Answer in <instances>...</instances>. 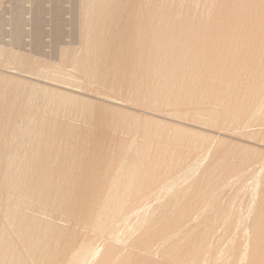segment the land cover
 <instances>
[{"label":"bare ground","instance_id":"obj_1","mask_svg":"<svg viewBox=\"0 0 264 264\" xmlns=\"http://www.w3.org/2000/svg\"><path fill=\"white\" fill-rule=\"evenodd\" d=\"M255 1L257 0H252L253 3ZM79 2L81 46L71 55L74 56L68 64L76 73L75 78L47 77L51 80L46 82L61 90L85 94L86 97L71 96L53 88H44V93L39 95L41 87L38 84L35 91L30 92L32 105L30 102L25 108L23 104L27 102L21 99L23 106L6 110L8 115H5L4 124L7 131L3 133L6 134V140L2 141L4 145L0 143L3 145L0 153V168L2 167L3 172L0 197L11 205L9 210L5 209L6 217L7 220L12 218L9 224L16 227L18 233L16 239L11 237L10 240L2 241L1 246L9 253L10 249L15 250V256L17 243H27L31 248L33 240L29 231L42 229L47 245L40 243L37 248L40 250L37 255L38 264H43L47 257L48 251L45 249H49V264H85L93 258H100V264H110L107 258H110L114 249L110 247L103 252L101 244L92 245L93 242L85 238L86 231L95 232L101 237L104 236L102 232L120 230L132 233L133 227H142L133 239L136 244L142 242L147 246L144 240L150 235L152 226L163 223L169 227L157 237V250L140 251L136 255L139 261L163 264L168 254L178 261L200 255L205 257L201 243L206 244L207 252L214 254L217 248L209 239L216 241L214 226L226 221L228 228L237 225L241 229L240 233H244L242 236H238V233L228 235L227 228L221 235V238L237 242L233 246L234 255L239 254L243 259H257L260 264H264V195L258 208L246 206L250 216L253 212L248 220L241 219V214L244 215L246 210H237L235 214L228 210L226 213L223 207L225 200L221 197L224 195L219 194L213 199L211 207L203 208L197 202L198 199L189 196L188 189L183 186L177 187L168 196L153 198L147 201V205L140 207L141 202H146L145 190L149 187V173L138 168L137 160L131 156L130 151L133 146L141 144L138 140V135H141L143 143L147 140L157 142L160 160L166 156L168 141L160 135L162 130L141 128L138 121L119 118L112 113L110 107L108 110L95 100H104L112 105L130 102L122 96L99 91L98 86L102 85L111 89H131L142 107L163 109L169 114L214 127L224 128L225 120L226 128L239 121L255 122L258 117L263 120L264 109H256L263 95V82L260 83L261 75L258 74L261 62L252 59L250 63H239L238 66V57H254L264 53V33L259 34L261 37L250 35L252 40L248 42L252 45L255 41L256 44L258 37L259 44L249 49L235 47L225 57L219 58L218 51L209 52L208 57H205L202 50H193L197 46L191 47L193 54L189 53L188 48L185 49L183 38L186 37L183 31H180L179 25L178 28L172 25L170 20L173 23L180 19L187 28H195V31L197 28V32H201V29L205 32L211 26L198 21V26L195 27L191 11L175 4L179 0ZM209 2L210 7L213 4L215 6L214 0ZM238 2L244 3V0ZM261 19L262 21L259 17L253 18L249 25L262 27L264 18ZM221 31L226 33V29ZM227 33L228 37L233 36L232 31ZM144 34L150 35L149 41L143 38ZM237 36L241 37L240 33ZM217 40L224 41L225 37ZM195 41L197 40L193 43ZM164 43L175 46L168 52L162 47ZM176 65H185V69L180 68L183 72L179 69L181 73L172 77L170 74L176 69ZM221 70L225 75L213 78L215 72ZM242 73L247 74L248 78L244 79ZM206 75L213 81L200 86V81L203 84L201 79H205ZM11 97L9 96L12 101ZM13 97L15 101V95ZM36 97H40V100L43 98V105L49 108L48 114L42 115L40 125L34 123L33 103L38 101ZM204 100L209 104L208 108L205 107V113L203 108L197 110ZM18 102H14L15 107ZM38 107L41 108L39 103ZM72 115L74 119L75 115L76 118L81 117L86 121L80 119L85 125L79 124L80 121L76 123L79 125L74 124V119L69 121ZM238 117L243 119L239 120ZM91 124L94 126L91 127ZM202 141H195V146H207V140ZM204 152L205 150L198 156H202ZM235 164H226L222 168L237 172ZM193 168L186 167L183 171H192ZM188 198L196 201V204L190 206L189 210L185 208L176 211L181 204L189 201ZM137 202L138 206L134 204ZM231 208L229 206L230 211ZM124 212H130L135 220L131 221L127 214L122 215ZM118 217H121L118 225L112 226ZM181 218L183 219L180 221ZM170 233L173 236L166 237ZM106 237L101 242L107 243L111 236ZM18 257L20 259L19 255ZM229 261L235 263L234 260ZM12 264L21 263L14 261Z\"/></svg>","mask_w":264,"mask_h":264},{"label":"rangeland","instance_id":"obj_2","mask_svg":"<svg viewBox=\"0 0 264 264\" xmlns=\"http://www.w3.org/2000/svg\"><path fill=\"white\" fill-rule=\"evenodd\" d=\"M151 1L157 2L158 0ZM214 1L216 3L215 6L213 4V7H210L209 0H179V2L175 3L182 5L184 9L191 11L195 19V27L198 26V21H201V23H207L211 26V29L205 32H202V29L201 32H197V28L196 31L194 27V29L187 28V25L184 24L185 22H182L180 19L173 23L172 20H170L172 25H176L177 28L179 25V28L183 29H180V31H183L182 33L186 37V39L183 38V40L185 49L188 48L187 50L189 53L193 54V50H196L197 52L199 49L198 52H201L202 50L201 53L205 55V57H208L211 52L215 53V51H218V57L221 58L225 57L229 52L232 53V50L235 49V47L244 50L246 48L249 49L253 45L256 46L259 44L258 37L260 36V33H264V29L262 28L264 25L260 27L258 25L249 24L250 20L253 18L259 17L261 21V17L264 18V0H257L254 3L252 0H244V3H239L238 0ZM142 3H144V1ZM166 3L170 4L169 2ZM168 16L171 17L170 14H168ZM221 29H226V33L221 31ZM229 31L233 32V36H227V32ZM134 32L137 33L136 30ZM185 32L187 34H185ZM238 33H240L241 37L237 36ZM189 34L192 35V37H190ZM253 34L259 36L256 37L258 39L256 40V44H254L255 41H253L251 45L248 41L252 40L250 35ZM224 37V41L220 40V42H218L217 39ZM143 38L146 41H149L150 35L144 34ZM194 40H197L195 41L196 43L198 41L203 43L204 46L199 42L197 43L199 45L193 43ZM80 41L79 0H0V83L2 82V85H0V110H2L0 111V123H3L0 125L2 126L0 127V138H3L0 139V143L3 144L4 142L2 141L6 140V134H3L7 131L4 124L5 115H8V111L6 112V110L15 109L17 106L20 107L25 101L27 102H25L26 104H23L25 105V108L26 105H32V97L29 96L35 91L36 85L39 84L41 87L39 95L42 94V89L53 88L71 96L80 98H82V96L86 97L85 94L68 89L61 90L47 83L51 80L47 79V77L56 79L75 78L76 73L72 71V68L68 64L74 56L71 55L74 54V51L80 48ZM187 41H189V43ZM207 41L208 44L206 43ZM212 41L214 42L210 44ZM166 44H162L163 49H167L168 52H171L170 50L172 47L174 48L175 45H169L170 43ZM188 45L189 47H187ZM193 46L197 47L193 48ZM198 46H200V48ZM203 49H206V51ZM242 56L238 57V66H240L239 63L248 64L252 59L261 62L259 64L260 67L258 69V74L261 75L260 83L263 82V95L262 100L256 105V109H264V53L255 55L254 57L246 56L243 58ZM178 66L179 65H176V69L170 74L172 77H177V74H180L183 72L182 69H185V65ZM224 73L225 72L222 70L216 71L213 78L216 76L222 77L225 75ZM242 74L244 79L248 78L247 74ZM3 76H6V78H3ZM206 76L204 77L205 79H201L203 84L200 81V86L205 85L206 83L209 84V82L211 83L213 81L209 76ZM189 80H191V78ZM205 80L207 82H205ZM7 89L11 92L9 93ZM98 90L104 93L122 96L125 99L130 100V102L128 104L112 105V103L94 98L98 101H95L97 104L104 106L108 110L110 107L112 113L119 118L123 117L126 120L138 121L141 128L162 130V134L160 135H162L163 139L168 141L169 145L166 151V156L160 160H158L160 148H158L157 142L155 140H147L143 143V136L141 135H138V140L141 144L133 146L130 151L131 156L137 160L136 164L138 165V168L149 173V187L145 190V197H147L146 202H141L140 207L147 205V201L153 198L168 196L173 193L177 187L183 186L188 189L189 196H195L196 199H198L197 202L203 208L211 207L213 199L220 194V196L224 195L221 197H223L222 200H225V206L223 207L225 208L226 213H228V210L229 213L233 212V214H235L237 210H246L243 212L245 213L244 215L241 214L242 220H248L253 216V212L251 213V216L248 214V206L251 208L254 207L255 209L258 208L257 206L262 202L261 197L264 195V119H258L257 110L256 116L258 118L255 122L239 121L226 128L225 120V126L224 128H221L205 123L190 121L169 114L163 109L155 110L142 107L139 105L140 101L134 97L131 89H111L100 85L98 86ZM14 95L15 101H13ZM9 96H12V101ZM16 97L19 99V102L18 99L16 100ZM36 98V101H34L35 103H33L35 104L33 105L35 115L34 123L40 125L42 123V115L48 114L49 108L44 106L45 103L42 101L44 100L43 98L42 100H40V97ZM28 100L30 101L28 102ZM8 102H10L11 106ZM14 102L21 104L16 103L15 107ZM38 103L41 108L38 107ZM70 104H73V102ZM208 106L209 104L207 100H204V103L199 105L197 110L200 111L203 108L202 110L205 113ZM70 117L71 119H69V121L74 119V115ZM77 118L75 115L74 124L83 120L81 117L80 120L79 116H77ZM238 119L242 120L243 117H238ZM80 122L79 124L85 125L84 122L86 121L83 123ZM71 123L73 122L71 121ZM86 124L89 125L90 123ZM90 126L92 127L94 125L91 124ZM114 130L115 128L112 129L113 132ZM125 135L128 136V134ZM201 139L203 141L204 139L207 140V150L206 145L195 146V141ZM2 144H0V153L3 148L2 146L4 145ZM203 150H205L203 155L198 156ZM226 164L237 165V172H230L223 169L222 166ZM186 167H194V170L184 172L183 169ZM0 169V172H2V167ZM2 177L3 172L0 173V180ZM132 195L133 194H131V198ZM134 204L138 206L139 202ZM195 204L196 201H191L189 199L186 203L181 204L176 211L185 208L186 210H189L191 209L190 206H194ZM229 206H232V211H230ZM9 207H11V205L5 203L0 197V264H12L14 261L21 264H38L37 255L40 250L37 248L40 246V243L47 245L42 229H40V231H38V229H31L29 233L32 234V247L30 248L27 243L18 242V250H16L17 255L15 256V250L10 249L9 253L8 251H5L4 246H1L2 241L5 242L6 240H10L11 237L12 239L17 238V228L9 224V221L12 220V218L9 217L10 219L7 220L6 217L7 210L5 209L7 208L9 210ZM124 214H127L131 221L135 220L130 212H124L122 215ZM120 218L121 217L116 218L113 222L114 225L112 226L116 227ZM182 219L183 218H181L180 221ZM225 219L226 217L224 220ZM147 221L148 220H146V222ZM168 227V224L165 226L163 223L152 226L150 235L144 240V242L147 243V246L142 242L136 244V240L133 239L136 235L135 233H137L142 227H133L134 230L132 233H125L120 230L102 232V235L104 236L101 237L96 235L95 232L86 231L87 236L85 237L82 235V237L92 241V245L101 244L103 246V248H101L103 252L112 247L114 252L109 255L110 258H107L110 264H151L137 260L136 255L138 252L146 250L155 252L159 246V243L156 240L157 237L160 235V232L163 233ZM227 228L226 221H224V224H217L214 226L213 233L216 236V241L212 238L209 239L210 242L214 243V246L216 245L217 250L214 254L207 252L206 244L201 243V249L203 250V253L206 254L205 257H200V255L186 261H178L173 255L171 256L168 254V257L163 261V264H260L257 259H243L239 254L234 255L233 246L237 242L227 238H221V235L227 230ZM228 230V235L233 236L238 233V236H242L244 234L240 233L241 229L237 225L229 227ZM106 235L111 236L108 237L109 241L107 243L101 242V240L107 238ZM171 236L173 235L170 233L166 237ZM45 250H47L48 253H46L47 257L43 260V264H49L51 262L49 249ZM18 255L20 256V259ZM43 257L44 255L42 254L41 258ZM229 259L234 260L235 263H231ZM55 264L62 263L56 262ZM85 264H100V258L90 259Z\"/></svg>","mask_w":264,"mask_h":264}]
</instances>
